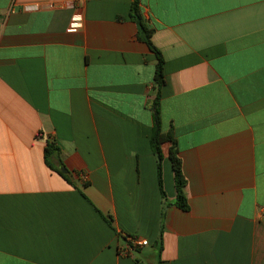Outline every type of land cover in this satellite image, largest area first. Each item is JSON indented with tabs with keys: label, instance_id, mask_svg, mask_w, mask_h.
<instances>
[{
	"label": "crops",
	"instance_id": "1",
	"mask_svg": "<svg viewBox=\"0 0 264 264\" xmlns=\"http://www.w3.org/2000/svg\"><path fill=\"white\" fill-rule=\"evenodd\" d=\"M131 1L0 0V264H263L264 0H140L185 210L168 141L158 186L157 60ZM129 238L148 246L122 254Z\"/></svg>",
	"mask_w": 264,
	"mask_h": 264
},
{
	"label": "trees",
	"instance_id": "2",
	"mask_svg": "<svg viewBox=\"0 0 264 264\" xmlns=\"http://www.w3.org/2000/svg\"><path fill=\"white\" fill-rule=\"evenodd\" d=\"M129 17L137 25L139 39L142 40L147 45L149 50L155 54L157 60L155 67L154 86H153L154 98L150 105L151 116H152V133L150 137V147L154 156L156 157L158 186L163 196L164 194L162 191V178H161V163H162L161 144L168 141L172 143V147L169 150V160L171 162V166L174 174V182L176 189L175 204L180 209L185 210L187 208L186 200L183 195V187L185 185V180L181 173L180 161L177 156V151L173 146L174 142L171 138V135L165 134L162 131V123L160 116V88L164 83L163 72H162L163 60L160 53L155 49V47L151 43L150 39L152 35V30H150L147 27V25L144 23L142 19L140 12V0L131 1ZM59 153H60V149L58 145L55 143V141L47 140L44 148V160L46 165L51 170L55 171L61 177L66 179L68 182H70L67 176L61 174L60 172V168L63 167V164L59 160ZM51 161L55 163V166L52 165ZM105 220L108 224H110L109 218H106ZM156 264H161L160 258L158 256L156 258Z\"/></svg>",
	"mask_w": 264,
	"mask_h": 264
},
{
	"label": "built area",
	"instance_id": "3",
	"mask_svg": "<svg viewBox=\"0 0 264 264\" xmlns=\"http://www.w3.org/2000/svg\"><path fill=\"white\" fill-rule=\"evenodd\" d=\"M13 3L9 8V12L13 11ZM48 7L55 8V4L49 3ZM42 9V6L38 3H30V4H24L21 6V11L26 14H34L40 12ZM83 24L82 15L78 12H74L73 15L70 18L68 27L66 29L67 33L74 34L77 33L81 28ZM148 246V242L146 240H138L135 238H129L126 240L124 247L121 250L122 254H129L131 251H133L134 248L138 247H145Z\"/></svg>",
	"mask_w": 264,
	"mask_h": 264
},
{
	"label": "water",
	"instance_id": "4",
	"mask_svg": "<svg viewBox=\"0 0 264 264\" xmlns=\"http://www.w3.org/2000/svg\"><path fill=\"white\" fill-rule=\"evenodd\" d=\"M60 172L61 174L66 175L70 180H72V175L66 170V168H60Z\"/></svg>",
	"mask_w": 264,
	"mask_h": 264
}]
</instances>
